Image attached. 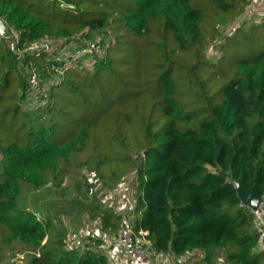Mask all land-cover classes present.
Wrapping results in <instances>:
<instances>
[{"label": "trees", "instance_id": "16d2710c", "mask_svg": "<svg viewBox=\"0 0 264 264\" xmlns=\"http://www.w3.org/2000/svg\"><path fill=\"white\" fill-rule=\"evenodd\" d=\"M249 8L250 0H0V247L19 240L37 252L29 264H107L101 251L66 248L64 230L21 207L29 189L62 180L61 155L88 147L99 178L136 173L132 227L155 253L264 264L261 232L236 189L256 187L264 202V18L220 29ZM12 29L18 49L102 35L92 66L43 47L23 53L44 88L41 117L22 105L29 83ZM97 215L102 234L125 225L116 211Z\"/></svg>", "mask_w": 264, "mask_h": 264}, {"label": "rangeland", "instance_id": "374dc122", "mask_svg": "<svg viewBox=\"0 0 264 264\" xmlns=\"http://www.w3.org/2000/svg\"><path fill=\"white\" fill-rule=\"evenodd\" d=\"M254 4L238 20L229 23L223 22L220 25L223 35L231 33L239 25L246 26L264 18V0ZM101 36L100 33L94 32L91 38H44L35 43L37 47H47L59 58L73 54L86 66H92L93 59L92 56H89L90 51L84 49L92 48V46L96 48V42L101 40ZM18 38V32L13 30L9 40L15 47V52L19 56L17 59L28 80V75L33 70L27 68L22 56L30 48H16ZM207 53L209 59L213 60L218 57L220 52L214 47H210ZM55 77L50 76L47 79L52 80ZM43 89L41 87L35 92H31V89L28 88L22 101L24 109L34 116H43L39 111L46 99ZM58 161L60 167L65 171L62 180L49 178L42 187L29 189L23 196L21 207L34 212L37 219L50 218L57 227L64 230L66 248L98 250L105 255L107 264H126L122 247L115 243L122 229L118 235L102 234L103 232L99 230L97 214L100 209L116 211L123 216L125 224L123 227L127 225L132 227L131 220L136 200V173L132 171L119 181L99 178L95 171L96 155L88 147L71 152L67 157L61 155ZM140 238L144 242L145 232L140 233ZM95 239L100 243L95 244ZM147 243L149 245L150 241ZM36 253L35 250L24 247L19 240H13L0 247V264H29L31 256ZM198 258L196 251L177 258L170 253L163 256L168 264H201Z\"/></svg>", "mask_w": 264, "mask_h": 264}, {"label": "built area", "instance_id": "2783aa9c", "mask_svg": "<svg viewBox=\"0 0 264 264\" xmlns=\"http://www.w3.org/2000/svg\"><path fill=\"white\" fill-rule=\"evenodd\" d=\"M260 0H250V7L255 5L254 3H258ZM6 33V25H5V32ZM13 33V29L11 31ZM18 41V40H17ZM16 41V42H17ZM31 51H38L42 47H37V44L34 43L31 46H29ZM45 49H48L47 47H43ZM84 50H89V51H99V48L96 46H92V48L88 47L85 48ZM41 79L39 75L32 71L28 75V83H29V88L31 89V92H35L38 88H41ZM1 154H0V161H1ZM251 211L254 215V220L256 223V226L259 228L261 232V237H260V246H264V208H263V202L259 205L258 208L252 209ZM143 232L140 230L137 233H135L133 227L127 225L122 228L121 233L118 236L117 241L115 242L117 246H121L123 253L126 257V264H168L165 262L163 259V253H155L152 251L149 246L148 240L144 239L143 240L140 238V233Z\"/></svg>", "mask_w": 264, "mask_h": 264}, {"label": "water", "instance_id": "95a60500", "mask_svg": "<svg viewBox=\"0 0 264 264\" xmlns=\"http://www.w3.org/2000/svg\"><path fill=\"white\" fill-rule=\"evenodd\" d=\"M4 32H5V23L0 18V33L3 34ZM236 189L242 201V204H244L245 206H248L252 209H256L263 202L262 197L258 196L257 194L256 187H254L251 191H244L241 188V186L237 183Z\"/></svg>", "mask_w": 264, "mask_h": 264}]
</instances>
